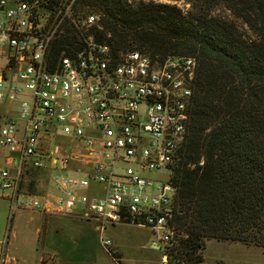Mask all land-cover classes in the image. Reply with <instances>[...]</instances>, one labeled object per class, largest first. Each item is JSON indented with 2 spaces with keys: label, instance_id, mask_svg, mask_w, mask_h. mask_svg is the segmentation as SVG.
Segmentation results:
<instances>
[{
  "label": "built area",
  "instance_id": "obj_1",
  "mask_svg": "<svg viewBox=\"0 0 264 264\" xmlns=\"http://www.w3.org/2000/svg\"><path fill=\"white\" fill-rule=\"evenodd\" d=\"M56 1L0 0V102L15 104L0 113V190L10 213L78 217L99 231L143 226L165 248L176 193L170 169L187 130L196 59L115 56L90 34L96 14L77 20L73 0ZM67 28L76 40L55 58ZM40 169L48 192L22 190ZM5 243L0 264H16Z\"/></svg>",
  "mask_w": 264,
  "mask_h": 264
},
{
  "label": "trees",
  "instance_id": "obj_2",
  "mask_svg": "<svg viewBox=\"0 0 264 264\" xmlns=\"http://www.w3.org/2000/svg\"><path fill=\"white\" fill-rule=\"evenodd\" d=\"M69 0H57L55 3ZM73 0L77 20L113 55L196 59L187 130L170 169L176 188L165 247L168 264H203L206 240L264 246V0ZM218 5L251 32L212 13ZM66 29L55 58L73 45Z\"/></svg>",
  "mask_w": 264,
  "mask_h": 264
},
{
  "label": "rangeland",
  "instance_id": "obj_3",
  "mask_svg": "<svg viewBox=\"0 0 264 264\" xmlns=\"http://www.w3.org/2000/svg\"><path fill=\"white\" fill-rule=\"evenodd\" d=\"M153 1L174 3L183 10L189 8V3L184 0ZM212 13L233 21L244 37H251L246 24L234 18L223 6L218 5ZM14 106L0 102V113ZM148 175L155 176L153 172ZM48 183V174L40 169L31 171L25 177L21 189L43 196L48 192ZM99 187L92 189L97 192ZM7 194V191L0 190V246L6 241L4 252L16 264H19V259L23 260V264H51L55 261L58 264H168V257L167 261L162 259L163 255L167 256L165 248L146 227L116 224L99 231L93 222L78 217L19 208L10 213V202L5 197ZM105 239L109 240V245H103ZM156 244L159 245L158 249ZM255 247L237 241L209 238L203 251V264H237L239 261L246 264L249 259L246 251L249 250H253L250 263L258 264L260 262L254 258L261 261L260 250ZM39 257L43 259L42 263L38 261Z\"/></svg>",
  "mask_w": 264,
  "mask_h": 264
},
{
  "label": "crops",
  "instance_id": "obj_4",
  "mask_svg": "<svg viewBox=\"0 0 264 264\" xmlns=\"http://www.w3.org/2000/svg\"><path fill=\"white\" fill-rule=\"evenodd\" d=\"M95 228L97 229V226H95ZM151 244H153V242H151ZM259 246H256L255 248H258ZM259 250H260V253H259V257H261V261H259V259L258 258H254L255 259V261H258V262H260V263H258V264H264V246H260L259 247ZM253 253V250L251 251V250H249V251H246V256L249 258L248 259V262L246 263V264H255V262L254 263H250L251 261V259L250 258H253V257H251V254ZM253 255V254H252ZM216 260H222L223 261V259H221V258H217ZM215 260V261H216ZM17 261V260H16ZM38 261L40 262V263H42L43 262V259H41V257H39L38 258ZM224 262V261H223ZM18 263L19 264H23V260L22 259H19V261H18ZM51 264H58V262L57 261H55L54 263L53 262H51ZM221 264H223V263H221ZM237 264H240V261L237 263Z\"/></svg>",
  "mask_w": 264,
  "mask_h": 264
},
{
  "label": "water",
  "instance_id": "obj_5",
  "mask_svg": "<svg viewBox=\"0 0 264 264\" xmlns=\"http://www.w3.org/2000/svg\"><path fill=\"white\" fill-rule=\"evenodd\" d=\"M155 247L158 249L159 248V245H155ZM162 259H163V261H167V256L166 255H163L162 256ZM162 264H165V263H162Z\"/></svg>",
  "mask_w": 264,
  "mask_h": 264
}]
</instances>
